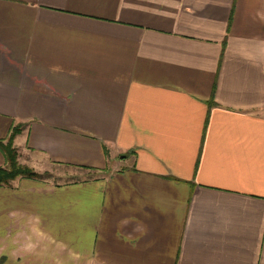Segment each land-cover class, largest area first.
Here are the masks:
<instances>
[{
  "label": "crops",
  "instance_id": "1",
  "mask_svg": "<svg viewBox=\"0 0 264 264\" xmlns=\"http://www.w3.org/2000/svg\"><path fill=\"white\" fill-rule=\"evenodd\" d=\"M16 124L0 264H264V0H0Z\"/></svg>",
  "mask_w": 264,
  "mask_h": 264
},
{
  "label": "trees",
  "instance_id": "2",
  "mask_svg": "<svg viewBox=\"0 0 264 264\" xmlns=\"http://www.w3.org/2000/svg\"><path fill=\"white\" fill-rule=\"evenodd\" d=\"M23 128L24 124L13 125L6 138L0 140V150L5 157V164L0 165V187L10 186L19 177L42 179L48 175V173H39L32 167L20 163L19 151L14 145V140Z\"/></svg>",
  "mask_w": 264,
  "mask_h": 264
}]
</instances>
